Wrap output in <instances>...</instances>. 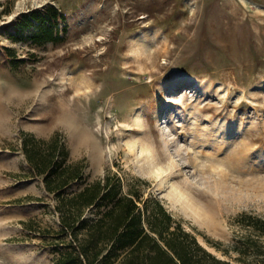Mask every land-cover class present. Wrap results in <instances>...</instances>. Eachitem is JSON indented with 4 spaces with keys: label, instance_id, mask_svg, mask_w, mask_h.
<instances>
[{
    "label": "rangeland",
    "instance_id": "1",
    "mask_svg": "<svg viewBox=\"0 0 264 264\" xmlns=\"http://www.w3.org/2000/svg\"><path fill=\"white\" fill-rule=\"evenodd\" d=\"M51 8V39L22 25ZM20 132H58L84 160L70 190L115 173L232 258L206 240L227 247L242 212L264 217V0H0V264H54V201Z\"/></svg>",
    "mask_w": 264,
    "mask_h": 264
},
{
    "label": "trees",
    "instance_id": "2",
    "mask_svg": "<svg viewBox=\"0 0 264 264\" xmlns=\"http://www.w3.org/2000/svg\"><path fill=\"white\" fill-rule=\"evenodd\" d=\"M50 11V15L32 12V18L24 16L22 25L36 20L44 32L41 39H51L46 28L63 16L55 8ZM19 149L30 175L40 179L54 201L58 227L41 228L43 239L52 245L54 264H264L262 216L242 212L238 217L246 232L227 247L206 240L222 256L235 252L232 258L220 257L199 243L157 199L140 198L131 188L123 192L115 173L106 172L70 190L74 182L83 180L86 164L83 159L68 161L60 133L43 138L20 132ZM22 223L32 229L28 222Z\"/></svg>",
    "mask_w": 264,
    "mask_h": 264
},
{
    "label": "bare ground",
    "instance_id": "3",
    "mask_svg": "<svg viewBox=\"0 0 264 264\" xmlns=\"http://www.w3.org/2000/svg\"><path fill=\"white\" fill-rule=\"evenodd\" d=\"M141 151L144 152L145 154H147V155L150 157V158H149L150 163L152 164V166L156 167V164H157V163H154V162H153V160H154V155H153V152H152L150 146L142 147V148H141ZM153 163H154L155 165H154ZM154 167H153V168H154ZM159 168H160V167H159ZM155 169L157 170V168H155ZM179 191H180V190H179ZM203 208H204V207H203ZM187 209H188V208H187ZM187 209H186V210H187ZM189 209L191 210V212L197 214L198 216H201V214H200V209H199L196 205H190V206H189ZM206 209H207V208H206ZM206 209H205V210H206ZM205 210H203V211H205ZM207 213H208V212H207ZM209 213H210V212H209ZM209 213H208V214H209ZM205 214H206V213H205ZM205 214L203 213V217H204ZM198 216H197V217H198ZM199 220H200V219H199ZM207 223H208V222H207Z\"/></svg>",
    "mask_w": 264,
    "mask_h": 264
}]
</instances>
